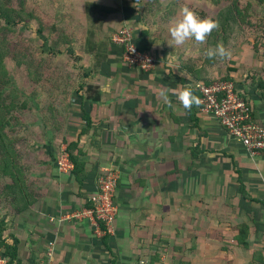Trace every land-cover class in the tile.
<instances>
[{
  "label": "crops",
  "instance_id": "crops-1",
  "mask_svg": "<svg viewBox=\"0 0 264 264\" xmlns=\"http://www.w3.org/2000/svg\"><path fill=\"white\" fill-rule=\"evenodd\" d=\"M70 1L114 7L102 26L114 33L131 25L137 45L158 61L149 71L132 67L111 40L98 71L90 54V78L75 85L84 97L87 86L96 85L101 98L66 97L57 119L61 130L43 121L48 135L78 138L86 125L83 109L91 113L94 124L80 136L88 173L80 185L72 169H60L66 144L56 149L49 140L51 156L45 153L36 176L40 188L28 180L37 202L7 217L8 233L19 239L20 263L40 264L53 248V264H264V154L251 155L200 105L186 110L170 95L169 108L158 99L160 88L190 86L200 93L197 82L229 79L264 125V38L256 50L253 35H237L221 74L219 57H188L168 44L169 34L152 31L135 10L137 0ZM107 168L119 174L118 211L113 232L102 234L87 217L65 216L87 207Z\"/></svg>",
  "mask_w": 264,
  "mask_h": 264
},
{
  "label": "trees",
  "instance_id": "trees-1",
  "mask_svg": "<svg viewBox=\"0 0 264 264\" xmlns=\"http://www.w3.org/2000/svg\"><path fill=\"white\" fill-rule=\"evenodd\" d=\"M155 1L158 0H137L139 9L136 8L135 10H138L141 21L147 22L149 6L152 8ZM252 1L263 7L264 12V0H248L245 5L242 4V0H210L213 5L220 7L216 17L212 19L219 22L221 31L224 33L233 23L242 26V29L251 30L249 34L253 35L254 38L252 46L259 50V41L264 38V17L254 20L255 22L252 21V17H254ZM30 2H32V7L29 9ZM38 4H42L41 0H0V182L4 180V184L0 189L2 194L9 198L16 213H23L29 210L38 200L36 194L33 193L34 191L30 189L28 182L27 170L29 167L21 159L22 151L19 145L20 139L16 131V124L20 122L18 112L31 109L34 105L35 107L39 106L36 100L38 86L41 84L43 74L39 72L37 65L36 67L34 66L35 63H41L35 56L32 57L33 52L28 49L22 50L15 47L9 39V34L21 23H29L36 19L34 7ZM82 8L85 17L92 21L85 38L79 41L76 35H71L68 39L66 28L60 27L56 22H53L48 29L51 34H57V38L56 42H54L55 47H52L50 52L54 53L56 47L58 49L61 45H65L66 50H70V45L75 43L81 52L93 56V70L98 71L103 61L109 56V41L96 38L95 26L102 27L107 16L115 12L116 9L90 1H86ZM198 14L202 16L204 12L199 10ZM38 22L37 32L40 34L46 29L47 25L41 20H38ZM217 30H214L209 35L208 46L213 45L215 42L218 43L219 32L216 34ZM144 32L147 33V31ZM197 72V70H193L195 77L198 76ZM15 78L21 79L20 85H12ZM206 83L210 82L206 81ZM30 85H33L32 90L28 89ZM54 87L59 88L55 85ZM64 90L68 94L67 96H72L76 93L82 99L87 97V100H93V102L101 98L99 87L92 84L87 86L86 97L81 93L82 87H77L74 90L67 87ZM192 90L196 96L200 97V93L195 91V89ZM83 111V119L86 125L79 137L70 138L65 134L62 136V142L66 144L65 150L73 164V176L80 185L83 184L88 173L87 162L84 159L85 151L81 146L80 136L86 133L94 124L91 113H87L84 109ZM50 112L49 121L51 124L53 123L52 126H56V129L61 130L57 125L59 117L55 114V108L54 112L53 110ZM80 193L81 191L79 190ZM86 205L87 207H94V202L89 200ZM100 224L101 228L106 230V226L102 222ZM8 229L7 218L0 215V250L8 259V264H21L19 260V239L10 232L8 233ZM108 234L103 235V241L106 244L109 237Z\"/></svg>",
  "mask_w": 264,
  "mask_h": 264
},
{
  "label": "rangeland",
  "instance_id": "rangeland-1",
  "mask_svg": "<svg viewBox=\"0 0 264 264\" xmlns=\"http://www.w3.org/2000/svg\"><path fill=\"white\" fill-rule=\"evenodd\" d=\"M55 1H57V3H55ZM41 2V5L38 4L34 7L36 19H33L29 23H21L9 34V39L15 47L21 48L22 50L28 49L33 52L32 57L35 56L41 63H35L34 66L36 67L37 65L39 72L43 74L41 84L38 86L36 100L39 106L35 107L34 105L31 109L18 112L20 122L16 124V131L20 139L19 145L22 151L21 159L29 167L27 170V178L31 180L36 190L40 182L39 178L36 176L38 175L40 166H42L41 163L45 157L44 155L47 153L45 152V146L49 143V140H51L55 148L60 149L59 147L62 141V137L58 135V133H56V135L47 134L43 126V121L50 122V111L53 110L54 112V108L57 117L60 119L63 118L60 116V111L63 113L62 109L65 106H60L64 103L65 98L68 97L64 89L69 87L74 90L76 89L75 85L86 82V80L90 78L89 73H91L93 67V62L90 63L92 58L91 55L81 52L80 48L76 46L75 43L70 45V50H66V46L61 45L58 49L56 47L55 50L57 52H50V49L55 47L54 42H56L55 40L57 38V34H51L48 29L49 25L53 22H56L60 27L66 28L68 39L71 35H76L80 41L87 35V30L92 25V21H89L87 17H85L84 10L80 6V3H78V7H76L70 6L72 4L70 0H41ZM247 2L248 0H242L243 5ZM153 4L154 6L152 8L149 6L147 22L144 23H146L152 31L164 34L166 38H168V27L170 22L174 18H177L181 7L187 6L191 8L198 16H203L202 18H215L220 10V7L213 5L210 0H158ZM31 7L32 2L29 4V9ZM252 7L254 16L252 17V21L264 17L263 7L258 6L253 1ZM199 10L204 12L202 16L198 14ZM38 20L43 21L47 25L46 29L40 34L37 32L39 27ZM109 27L110 26L107 24H104L102 27L96 25L95 31L96 38L107 39L110 47L112 43L111 33H113L114 29ZM250 32L251 30L242 29V26L233 23L230 28L225 30V33L221 31V27L219 26L216 34L219 36L218 43H222L231 51L232 43L235 42L234 38L237 35H239V37L246 36ZM205 44H207V41ZM205 44L199 45L196 44L194 40H189L185 45L178 47L180 50H185L186 53H188V57H196L198 59L200 56L201 58L204 57V54L203 56H199V53H204V50H200V48ZM190 53L195 55L192 56ZM228 60L229 59H224L220 61L221 74L225 73L223 70L226 69ZM94 78L96 80L99 79L95 76ZM20 84V78H15L13 80L12 85ZM54 85L59 88H55ZM28 89L32 90L33 85H30ZM51 129H53V126ZM47 156L50 157L51 155L47 153ZM3 184L4 180H1L0 188ZM35 189L33 188L34 191H36ZM13 214H16L13 205L9 201V198L2 194L0 189V215L7 218L8 215L10 216Z\"/></svg>",
  "mask_w": 264,
  "mask_h": 264
},
{
  "label": "built area",
  "instance_id": "built-area-1",
  "mask_svg": "<svg viewBox=\"0 0 264 264\" xmlns=\"http://www.w3.org/2000/svg\"><path fill=\"white\" fill-rule=\"evenodd\" d=\"M112 42L122 47L123 59L132 67L149 71L154 68L158 61L155 55L142 50L137 45L134 29L130 25H124L117 29L112 34ZM133 48L134 51H131ZM194 87L200 92L202 110L217 117L231 135L241 140L251 155L264 154V125L254 119L251 106L238 93L234 81L218 78L211 83L197 82ZM59 166L64 171L73 168L65 148L61 151ZM118 181L117 170L113 168L104 169L98 176L99 191L90 199L94 202V207L74 211L66 215V219L87 217L93 220L100 230L101 222L106 226V230H101L102 234L113 232L118 211L115 199ZM49 251L46 260L40 264H53L51 261L53 248H50ZM7 261L8 259L0 250V264H8Z\"/></svg>",
  "mask_w": 264,
  "mask_h": 264
},
{
  "label": "clouds",
  "instance_id": "clouds-1",
  "mask_svg": "<svg viewBox=\"0 0 264 264\" xmlns=\"http://www.w3.org/2000/svg\"><path fill=\"white\" fill-rule=\"evenodd\" d=\"M219 27V22L211 17H200L195 11L187 6L181 7L177 18H174L168 27L170 42L172 47L183 46L189 40H194L196 44L203 45L207 41V37ZM134 51V48L131 50ZM204 55L208 58L219 57L221 60L230 59L231 51L222 43L217 44L214 48L209 47L204 51ZM170 95H174L179 104L186 110H191L195 106L201 104V100L193 93L190 86H178L175 89L160 88L158 91V99L167 107L173 108L174 105L170 99Z\"/></svg>",
  "mask_w": 264,
  "mask_h": 264
}]
</instances>
